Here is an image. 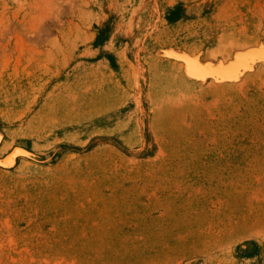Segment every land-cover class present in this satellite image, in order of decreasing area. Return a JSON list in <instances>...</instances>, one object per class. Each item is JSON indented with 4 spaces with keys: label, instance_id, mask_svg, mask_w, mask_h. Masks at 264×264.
I'll return each instance as SVG.
<instances>
[{
    "label": "rangeland",
    "instance_id": "rangeland-1",
    "mask_svg": "<svg viewBox=\"0 0 264 264\" xmlns=\"http://www.w3.org/2000/svg\"><path fill=\"white\" fill-rule=\"evenodd\" d=\"M0 264H264V0H0Z\"/></svg>",
    "mask_w": 264,
    "mask_h": 264
},
{
    "label": "bare ground",
    "instance_id": "bare-ground-1",
    "mask_svg": "<svg viewBox=\"0 0 264 264\" xmlns=\"http://www.w3.org/2000/svg\"><path fill=\"white\" fill-rule=\"evenodd\" d=\"M251 54H252V52H251ZM251 54L238 53L237 55H235L233 61H231L230 63H227L226 65H222V66H209V65L203 66V65H200L201 66L200 67L197 63L196 64L198 65L199 69L202 68L203 71L208 75H212L214 73H221V75L220 74H216V75H220V77H222V78H224V77L229 78L230 76L237 74L243 68L251 66L250 65L251 63H254L252 61H254V59H255L254 57L256 54L255 55H253V54L251 55ZM258 56L261 57V55H258ZM194 66L196 67V65H193L192 67H190V69L193 68ZM192 70H191V72H192ZM195 70H196V68H195ZM243 70H245V69H243ZM197 71L202 73V71H200V70H197ZM202 76H204V75H202ZM12 160H13V154H10V155L8 154V156H6L5 159H3L2 161L6 162L7 165H9V164H12Z\"/></svg>",
    "mask_w": 264,
    "mask_h": 264
}]
</instances>
